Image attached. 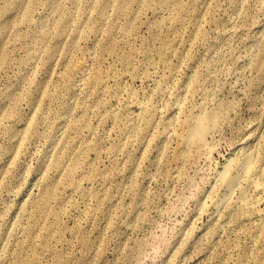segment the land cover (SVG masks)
<instances>
[{
    "label": "rangeland",
    "instance_id": "rangeland-1",
    "mask_svg": "<svg viewBox=\"0 0 264 264\" xmlns=\"http://www.w3.org/2000/svg\"><path fill=\"white\" fill-rule=\"evenodd\" d=\"M256 143L260 190L218 215ZM0 264H264V0H0Z\"/></svg>",
    "mask_w": 264,
    "mask_h": 264
},
{
    "label": "bare ground",
    "instance_id": "bare-ground-1",
    "mask_svg": "<svg viewBox=\"0 0 264 264\" xmlns=\"http://www.w3.org/2000/svg\"><path fill=\"white\" fill-rule=\"evenodd\" d=\"M183 112L185 117L182 122V129L176 133L180 153L182 151L185 154H191L197 150L209 148L208 137L214 134L212 132L218 127L221 116L218 102L215 99L201 103L192 100L188 107H184ZM257 146L258 143L249 149L243 147L240 150L239 157L232 159L226 169L221 170L222 172L218 171L217 177L215 176L218 183L217 185L215 180V185L219 188H216V190L218 189L220 193L222 191L221 196L219 195L212 204L218 215L224 209L233 210L236 204L242 210L247 209L249 207L248 196L250 191L252 190L255 193L260 190L261 175ZM235 193L237 195L239 193V197L236 196L237 201L233 199ZM212 194L214 195L215 192H212ZM27 204H29V199L25 201V206ZM24 214L25 210L21 209V215Z\"/></svg>",
    "mask_w": 264,
    "mask_h": 264
}]
</instances>
